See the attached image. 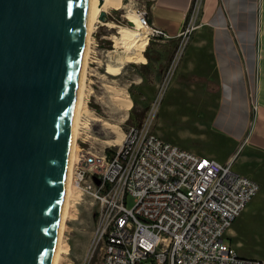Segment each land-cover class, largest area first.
I'll return each instance as SVG.
<instances>
[{
	"label": "built area",
	"instance_id": "built-area-1",
	"mask_svg": "<svg viewBox=\"0 0 264 264\" xmlns=\"http://www.w3.org/2000/svg\"><path fill=\"white\" fill-rule=\"evenodd\" d=\"M201 3L194 2L191 24ZM138 17L148 30V43L173 38L150 21V10H138ZM192 31L188 24L175 37L186 47ZM85 115L76 139L72 201L88 199L95 207L90 246L95 264H264L240 256L226 242L260 190L256 181L233 169L234 159L219 163L157 137L151 116L127 129L118 150L101 149ZM129 197L135 200L132 209Z\"/></svg>",
	"mask_w": 264,
	"mask_h": 264
},
{
	"label": "water",
	"instance_id": "water-1",
	"mask_svg": "<svg viewBox=\"0 0 264 264\" xmlns=\"http://www.w3.org/2000/svg\"><path fill=\"white\" fill-rule=\"evenodd\" d=\"M89 4L0 0V264H53Z\"/></svg>",
	"mask_w": 264,
	"mask_h": 264
},
{
	"label": "rangeland",
	"instance_id": "rangeland-1",
	"mask_svg": "<svg viewBox=\"0 0 264 264\" xmlns=\"http://www.w3.org/2000/svg\"><path fill=\"white\" fill-rule=\"evenodd\" d=\"M153 2L122 0L121 8L109 9L104 13L107 21L99 16L96 22L99 27L94 33L95 40L88 57L93 63L86 72L84 120L90 121L93 134L99 138L95 144L101 149L120 148L123 139L120 143L114 142L117 134L111 126L119 127L124 138L130 126H141L151 116V130L157 137L219 163L234 159L233 169L256 181L260 190L228 231L226 242L231 243L240 256L264 260V121L260 118L261 108L264 109V79L259 72V59L251 97L253 123L246 138L237 143L214 129L218 97L214 91L217 89L213 83L215 76L208 60V51L205 50L203 66L197 69L199 65L194 66L192 61L194 44L200 42L199 39L191 37L186 44L187 49L179 39L171 47L151 41L149 47L146 46L149 48V65L145 69L141 67L137 71L133 69L136 63L124 62L126 53L116 46V39L121 38V30L133 27L130 25V14L144 8L150 10ZM192 14L193 11L187 25L194 29L197 24H191ZM261 31H264V13L258 23V38ZM208 35L200 34L206 46L209 43ZM261 41L264 69V33L261 34ZM95 62H99V69L94 68L98 64ZM109 65L122 67L120 73L108 74ZM262 87L263 93H260ZM125 99L132 103L130 110H126L121 103ZM83 145L80 142V147ZM72 191L63 235L65 253L60 264H95L96 258H91L90 246L96 210L88 199L74 204L72 200L76 196L73 186ZM134 205V198L129 197L127 207L132 209Z\"/></svg>",
	"mask_w": 264,
	"mask_h": 264
},
{
	"label": "crops",
	"instance_id": "crops-1",
	"mask_svg": "<svg viewBox=\"0 0 264 264\" xmlns=\"http://www.w3.org/2000/svg\"><path fill=\"white\" fill-rule=\"evenodd\" d=\"M194 2L195 0H154L150 8V21L173 38L151 41L163 43L167 47L177 44L175 36L187 25ZM263 13L264 0H202L197 26L191 35L200 40L194 44L193 65H199L197 69L203 66L207 50L208 60L213 67V83L217 89L214 91L218 97V107L213 119L214 129L237 143L246 138L253 123L251 97L254 93L258 59L259 72L264 79L261 61V34L264 31L259 33L258 38V23ZM204 33L209 34L207 46L203 43L202 36L200 38V34ZM148 57L149 48L147 62L137 64L133 69H145L149 65ZM260 93H263V87ZM260 118L264 121L263 108Z\"/></svg>",
	"mask_w": 264,
	"mask_h": 264
},
{
	"label": "bare ground",
	"instance_id": "bare-ground-1",
	"mask_svg": "<svg viewBox=\"0 0 264 264\" xmlns=\"http://www.w3.org/2000/svg\"><path fill=\"white\" fill-rule=\"evenodd\" d=\"M100 0H90L88 19H87V28L86 36L84 42V52H83V62L80 76V83L77 92V103L75 117L72 127V147L69 160V176L66 184V193H65V205L63 214L61 217L59 234L57 239L56 252L53 258V264H60L62 261V254L65 253L64 245V231L66 228V219L69 214L70 208V199L72 198V174L73 166L76 159V154L78 151V145L76 142L77 137L79 136V126L82 120V115L84 113V91H85V82L86 81V72L88 67V57L91 49L92 35L96 26V22L99 20V16L109 9H119L121 8L122 0H103L102 5H99ZM131 22L133 27H126L121 30V38L116 39V46L124 49L126 55L124 57L125 63H136V64H145L147 58L143 54L146 50L148 44L147 32L148 30L143 28L140 24L138 11H134L130 14ZM122 64V62H121ZM122 67H115L109 65L107 67V73L110 75H118ZM89 85V84H88ZM87 94V93H85ZM86 96V95H85ZM122 99V98H121ZM122 105L126 110H130L132 103L130 100H121ZM113 132L117 134V139L114 142L120 143L123 139L121 131L117 126H111ZM72 185V186H71ZM74 188V187H73Z\"/></svg>",
	"mask_w": 264,
	"mask_h": 264
},
{
	"label": "trees",
	"instance_id": "trees-1",
	"mask_svg": "<svg viewBox=\"0 0 264 264\" xmlns=\"http://www.w3.org/2000/svg\"><path fill=\"white\" fill-rule=\"evenodd\" d=\"M147 53H148V49L145 51V56H146V58H147Z\"/></svg>",
	"mask_w": 264,
	"mask_h": 264
}]
</instances>
